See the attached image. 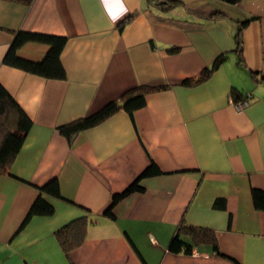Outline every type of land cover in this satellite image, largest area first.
<instances>
[{
    "label": "crops",
    "instance_id": "crops-1",
    "mask_svg": "<svg viewBox=\"0 0 264 264\" xmlns=\"http://www.w3.org/2000/svg\"><path fill=\"white\" fill-rule=\"evenodd\" d=\"M176 1L0 0V83L31 120L0 173V264H264V207L252 195L264 190V0ZM18 30L65 37V78L3 63ZM48 46L28 41L17 54L38 60ZM220 53L207 79L182 82ZM137 85L159 88L132 117L121 108L71 139L59 132ZM151 161L159 172L139 177ZM53 179L60 196L42 194L52 212L25 220ZM83 215L86 236L66 254L55 231ZM181 223L211 229L219 252L169 251Z\"/></svg>",
    "mask_w": 264,
    "mask_h": 264
},
{
    "label": "trees",
    "instance_id": "trees-1",
    "mask_svg": "<svg viewBox=\"0 0 264 264\" xmlns=\"http://www.w3.org/2000/svg\"><path fill=\"white\" fill-rule=\"evenodd\" d=\"M13 1L29 4L32 0ZM147 1L148 3L156 2L165 9L173 7L178 3L176 0ZM223 1L228 3H236L239 0ZM128 18L129 17H127V19ZM122 23L123 22H121V24ZM245 23L246 22H240L235 33V50L237 51L240 57L239 60L241 61L242 28ZM28 41H39L49 45L46 53L41 59L33 60L17 54V49ZM64 43L65 37L61 35L18 30L3 56V63L37 75H41L46 78L63 79L65 78V70L61 63L60 53ZM169 50L175 51L176 48L174 47ZM225 58V53H220L215 57L213 62L209 66L203 68L197 76L185 78L182 82L184 84L191 85L207 79L212 71L217 68L219 64L225 60ZM155 88L159 87L148 85H137L132 87L126 90L117 100L106 103L97 111L74 119L68 123L59 125L58 130L67 139H71V137L78 131L103 121L121 108L127 111L132 117L133 111L144 104L146 92ZM232 94L235 99L241 98V95L235 91H233ZM30 125L31 120L29 117L25 114L11 94L0 83V173L8 171V167L18 152ZM158 172V167L151 161L149 166L141 173L139 177L156 174ZM139 188L140 186L135 180L122 192L115 193L112 197L109 207L106 210V214L112 216L110 211L111 206L128 192ZM44 193L56 197L60 196L59 186L56 179L49 181L47 184L39 188V194L32 203L25 220L36 214H49L52 212L53 207L42 195ZM252 195L255 206L264 207V190L254 188L252 190ZM214 204L217 207H223L224 201L223 199H216ZM88 224L89 218L83 215L71 219L55 231L57 240L66 254L83 242L86 236ZM201 244H209L215 252H219L215 233L211 229L181 223L169 241L168 250L173 253L189 254L192 252L193 247Z\"/></svg>",
    "mask_w": 264,
    "mask_h": 264
},
{
    "label": "built area",
    "instance_id": "built-area-1",
    "mask_svg": "<svg viewBox=\"0 0 264 264\" xmlns=\"http://www.w3.org/2000/svg\"><path fill=\"white\" fill-rule=\"evenodd\" d=\"M246 99H247V98H244L242 101L238 102L237 105H238L239 107H241L242 105L246 104V102H247Z\"/></svg>",
    "mask_w": 264,
    "mask_h": 264
}]
</instances>
